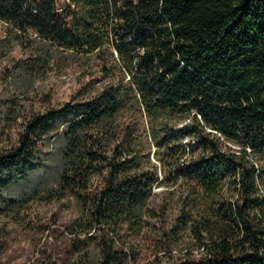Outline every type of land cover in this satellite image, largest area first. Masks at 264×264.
I'll use <instances>...</instances> for the list:
<instances>
[{
	"label": "trees",
	"instance_id": "trees-1",
	"mask_svg": "<svg viewBox=\"0 0 264 264\" xmlns=\"http://www.w3.org/2000/svg\"><path fill=\"white\" fill-rule=\"evenodd\" d=\"M0 22V50L30 52L14 97L53 64L99 67L94 96L32 113L0 153V188L22 187L2 208L81 204L51 264H264V0H0Z\"/></svg>",
	"mask_w": 264,
	"mask_h": 264
},
{
	"label": "rangeland",
	"instance_id": "rangeland-1",
	"mask_svg": "<svg viewBox=\"0 0 264 264\" xmlns=\"http://www.w3.org/2000/svg\"><path fill=\"white\" fill-rule=\"evenodd\" d=\"M7 32L5 24L0 22V40ZM10 45L7 43L0 50V153L17 145L16 140L29 115L67 102L86 100L96 94L100 83L95 81L99 76L95 59L87 64L83 60H71L68 64H53L45 76L35 79L27 94L14 97L22 84L18 76L22 74V66L28 61L30 52ZM142 123L147 126L148 119L144 117ZM186 141L183 139V143ZM17 174L18 171H10L5 175L7 186L0 188V203L3 196L22 191L19 181L15 180ZM80 207L74 196L48 200L43 194L28 197L22 206L13 209L1 206L0 264H51L71 258L69 241L73 236L71 232L80 229ZM174 214L175 207H169L165 212L167 224ZM144 215L149 226L156 223L150 216H159L150 212ZM148 230L145 226L139 233L126 238L141 254L148 248L145 239ZM94 231L95 227H92L90 246H96L98 239Z\"/></svg>",
	"mask_w": 264,
	"mask_h": 264
}]
</instances>
